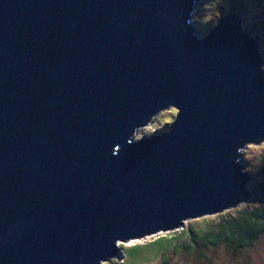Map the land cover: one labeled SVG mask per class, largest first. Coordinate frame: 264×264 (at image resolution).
Returning a JSON list of instances; mask_svg holds the SVG:
<instances>
[{
	"label": "water",
	"instance_id": "95a60500",
	"mask_svg": "<svg viewBox=\"0 0 264 264\" xmlns=\"http://www.w3.org/2000/svg\"><path fill=\"white\" fill-rule=\"evenodd\" d=\"M196 1L0 0V264H105L252 198L262 49Z\"/></svg>",
	"mask_w": 264,
	"mask_h": 264
},
{
	"label": "rangeland",
	"instance_id": "374dc122",
	"mask_svg": "<svg viewBox=\"0 0 264 264\" xmlns=\"http://www.w3.org/2000/svg\"><path fill=\"white\" fill-rule=\"evenodd\" d=\"M231 6L235 10L231 11ZM239 6V7H237ZM235 13L240 18L242 27L249 32L252 37L257 39V43L262 49L264 59V0H197L194 13L193 24L201 35L208 34L220 21L217 14L225 16L227 14ZM264 71V65H263ZM176 110L171 108L167 111L159 113L149 126L140 127L135 135V139H141L150 134L159 135L165 132L168 126L174 121ZM264 153V142L260 144H252L244 151V159L241 161L243 165L242 171L248 173L247 187L251 190L252 198L243 203L237 209L260 204V198L253 192V187L261 178L259 173L260 158ZM217 215H209L205 218L215 219ZM203 218H198L186 222V224L170 232L158 233L156 235L148 236L143 239H133L126 243H120L119 246L122 254L113 257L108 264H264V234L253 244L252 247L233 253L231 249L225 245L211 246L206 243L197 245L195 239L192 237L191 231L201 230ZM184 236L183 239L185 247L183 252L181 249H176V239L179 235ZM167 235V239H162L160 243H167L170 238H174L171 246L167 250L157 251L155 244H151L144 249H137L140 253L136 255L133 261L125 259L123 249L129 248L133 245H143L155 241L160 236ZM179 242V241H178ZM143 250L147 252L144 253ZM118 262V263H117Z\"/></svg>",
	"mask_w": 264,
	"mask_h": 264
},
{
	"label": "trees",
	"instance_id": "16d2710c",
	"mask_svg": "<svg viewBox=\"0 0 264 264\" xmlns=\"http://www.w3.org/2000/svg\"><path fill=\"white\" fill-rule=\"evenodd\" d=\"M230 8L232 11L235 10L236 6H231ZM217 15V18L221 21L224 18H227L230 14L225 16H221L220 14ZM259 173L261 178L253 187V192L255 191V194L260 198L261 203L240 209L237 208L241 205L227 209L215 214L217 215L215 219L203 218V226L201 230L198 231V229L195 228L194 232H190L197 245H204V243L211 246L225 245V247L231 249L233 253H237L240 250L252 247L253 244L264 234V153L260 158ZM177 237L176 246H178V248L176 249L180 248L181 252H183L182 249L185 247L183 239L186 238L181 234ZM162 239H167V235L160 236L155 239V241L147 244L133 245L129 248L123 249L125 259H127L128 262L133 261L136 255L140 253L137 249H144L151 244H155L157 251L166 250V253H168V251H173L174 249H167L171 246L175 237L170 238L169 240L172 241H168L165 244L159 242ZM143 252L146 253L147 251L143 250Z\"/></svg>",
	"mask_w": 264,
	"mask_h": 264
}]
</instances>
